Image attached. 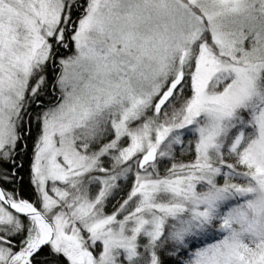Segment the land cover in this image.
Returning <instances> with one entry per match:
<instances>
[{"label": "snow or ice", "instance_id": "1", "mask_svg": "<svg viewBox=\"0 0 264 264\" xmlns=\"http://www.w3.org/2000/svg\"><path fill=\"white\" fill-rule=\"evenodd\" d=\"M0 264H264V0H0Z\"/></svg>", "mask_w": 264, "mask_h": 264}, {"label": "trees", "instance_id": "2", "mask_svg": "<svg viewBox=\"0 0 264 264\" xmlns=\"http://www.w3.org/2000/svg\"><path fill=\"white\" fill-rule=\"evenodd\" d=\"M29 145H31V141H29ZM30 156H31V151L29 147L28 155L26 157H23V160H22L24 167L20 170V173H19V175L23 177V183L22 184L18 183L17 185L19 187L21 195L26 199H34L33 190L29 183Z\"/></svg>", "mask_w": 264, "mask_h": 264}, {"label": "rangeland", "instance_id": "3", "mask_svg": "<svg viewBox=\"0 0 264 264\" xmlns=\"http://www.w3.org/2000/svg\"><path fill=\"white\" fill-rule=\"evenodd\" d=\"M180 159L188 160V159H191V156H183V157H180ZM109 210H111V208H109Z\"/></svg>", "mask_w": 264, "mask_h": 264}]
</instances>
